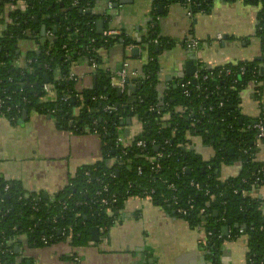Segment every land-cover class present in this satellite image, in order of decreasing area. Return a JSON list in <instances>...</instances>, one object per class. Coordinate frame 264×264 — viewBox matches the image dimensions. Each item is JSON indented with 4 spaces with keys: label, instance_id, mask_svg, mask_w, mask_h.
Masks as SVG:
<instances>
[{
    "label": "trees",
    "instance_id": "16d2710c",
    "mask_svg": "<svg viewBox=\"0 0 264 264\" xmlns=\"http://www.w3.org/2000/svg\"><path fill=\"white\" fill-rule=\"evenodd\" d=\"M16 1L20 0H0V16L12 21L0 36V92L21 103L22 111L34 110L54 117L61 126L69 127L75 133L97 131L106 146L101 145L99 161L79 167L68 184L53 195V202L44 199L37 204L38 211L32 209L34 195L26 197L27 192L20 184L0 177V192L5 185L9 187L2 195L1 207L8 209V213L3 218L0 215V250L5 249L2 243L6 240L22 235L27 237V243L18 240L16 243L26 249L45 247L39 240L42 236L48 238L47 246L65 240L72 249L92 245V229L108 230L128 198L150 196L152 203L182 219L190 228L203 230V249L208 258L214 259L212 264H218L221 244L238 238L240 230L247 237L246 263L264 264V202L256 195V191L264 187V162L255 159L257 132L249 128L258 120L264 123V113L250 120L240 111V94L250 84L256 83L255 99L262 96L264 78L258 75V62L240 61L213 69L199 64L197 79L193 80V75L176 79L160 94L157 88L158 56L162 51L172 50L176 41L160 37L154 27H149L140 43L147 58L140 68L139 83L127 82L124 92L118 96L117 90L110 86L109 74L96 73L94 87L78 93L79 98L65 101L67 95L77 94L75 83L61 80L68 74V64L84 60L89 45L95 51L108 50L115 42L112 38L96 35L95 23L99 16L92 10L97 1L79 0L77 7H71V0H24L28 4L24 13L5 12L6 5ZM182 1L156 0L155 5L180 6ZM194 1L199 5L192 7L194 14H207L215 0ZM242 1L260 8L257 36L263 39L264 0ZM42 26L51 31L56 27L55 41L40 35ZM120 38L125 45L136 44L124 33ZM91 40H94L93 44H90ZM27 41H33L36 50L26 52L25 65L15 67L14 62L20 61L18 50ZM93 56L101 65L99 55L94 52ZM241 68L245 70L243 75L239 73ZM227 70L229 75L224 74ZM207 72L211 76L204 80ZM55 73H59V79H55ZM218 74H221L220 78L216 77ZM45 75L49 80L47 84H52L56 90L57 101L54 103L40 101L39 85L46 84L43 81ZM186 81L190 84L181 87ZM185 90L187 95L183 93ZM22 95L27 98V103H22ZM219 104H223L222 107ZM109 105L115 110L105 111ZM15 113L13 109L3 117L15 125L20 116ZM128 118L138 124L139 132L131 137L127 147L116 148V128L122 126V119L127 126ZM104 129L107 135L103 139ZM191 137L199 138L212 150L213 156L205 160L190 150ZM138 140L145 142L144 151L136 148ZM124 150L126 154H122ZM156 153L162 154L158 171L146 159ZM236 162L238 174L221 180L220 168ZM86 172H89V178L85 177ZM192 181L200 185V191L191 186ZM103 185L108 186V195L114 194L117 199L110 213L101 207L102 196L96 194ZM242 190L246 195L242 196ZM173 198L182 207H186V201L191 199L193 210L187 215H178L171 204ZM64 204L67 205L65 210ZM227 221L231 225L224 237L222 228ZM61 231L65 232L63 236ZM3 257L4 264L17 263L15 254ZM18 264L27 263L21 260Z\"/></svg>",
    "mask_w": 264,
    "mask_h": 264
},
{
    "label": "crops",
    "instance_id": "0c3cea01",
    "mask_svg": "<svg viewBox=\"0 0 264 264\" xmlns=\"http://www.w3.org/2000/svg\"><path fill=\"white\" fill-rule=\"evenodd\" d=\"M117 1L98 0L93 7L92 13L104 21V29L124 33L128 39L134 42L139 39L141 43L149 27H154L160 37L176 41L172 50L162 51L158 56L160 94L185 75V63L192 49L195 50L196 67L200 64L213 69L257 58L264 62V38L257 36L259 7L247 5L242 0H215L209 13L189 18L178 4L158 9L161 5H155L156 0H130L114 7ZM5 18L0 16V36ZM192 41L196 43L195 48L190 46ZM134 46L129 49L119 43L108 50H98L101 68L116 73L126 63L129 70L140 72L147 56L137 42ZM134 49L138 50L137 55H133ZM34 50L33 41L22 43L18 50L20 66L26 64V52ZM68 74L76 78V93L94 87L95 75L84 60L71 65ZM59 78V73H55V79ZM255 87L250 84L240 95L241 114L250 120L264 113V90L257 100ZM21 115L22 112L18 121ZM129 132L131 137L137 134L138 124L131 122ZM189 149L205 160L213 156L212 150L197 137L190 138ZM100 158V139L87 130L75 133L61 126L54 117L34 110L27 113L22 125L18 122L11 125L0 116V177L20 184L27 195L47 193L53 196L68 184L79 167L95 164ZM255 159L264 162V143L257 146ZM238 171L237 162L230 167L222 166L220 179L234 177ZM256 195L264 202V187L256 191ZM204 240L202 229L190 228L185 221L150 199L131 197L113 218L108 230L100 227L98 240L92 245L72 249L65 240L49 249H34L32 255L29 252L33 249H25L22 257L32 264H200L206 255V264H212L203 249ZM246 253L245 235L233 241L225 240L221 244L218 264H246Z\"/></svg>",
    "mask_w": 264,
    "mask_h": 264
},
{
    "label": "built area",
    "instance_id": "2783aa9c",
    "mask_svg": "<svg viewBox=\"0 0 264 264\" xmlns=\"http://www.w3.org/2000/svg\"><path fill=\"white\" fill-rule=\"evenodd\" d=\"M98 1V0H96ZM79 5V0H71V7H77ZM180 6L186 11V15L189 18H192L195 14L192 10L193 6L199 7L198 4L195 3L194 0H184L182 1V3H180ZM108 7L111 8L112 7V3L109 1L108 3ZM28 8V4L26 1L24 0H20V1H16L15 3H8L5 7V12L7 13H12L14 11H20L22 13H24ZM83 12V11H82ZM201 12V10H200ZM12 24V21L9 18H5V25H2V29L3 32L5 31L6 27L8 25ZM102 38H112L115 40L114 45L117 44H122L125 45L123 43V40L119 37L121 36V32L115 31L113 29H109V28H105L102 31V34L100 35ZM44 37L51 39L52 37H54L53 32L51 31V29H46L44 31ZM119 39V41H117ZM94 40L90 41V44H93ZM190 46L194 47L196 46V43L194 41H192L190 43ZM127 47L129 49L134 48V45H127ZM65 48L63 47V50ZM86 51V58L84 59V61L88 64L89 68L93 71L94 75L96 73H101V72H107L109 74V79H110V86L114 89H116L117 91L119 90L121 92V94L124 92L125 88H126V83L129 81L135 82V83H139L140 82V74L137 71H131L128 68V65L126 63H123L121 69L116 72H109L105 69H102L101 66L97 63L96 58L93 56V53L96 52L98 54V51H95V48L92 47L91 45H89V47L87 48ZM19 52V51H18ZM29 63V62H27ZM76 62H70L69 68L71 65H74ZM14 66L15 67H20L19 65V61H15L14 62ZM256 70V69H255ZM208 72H211V70H206ZM207 72V73H208ZM245 72L244 68H241L239 70V73L241 75H243ZM198 71L194 72L192 79L195 80L198 78ZM225 75H229L230 71L227 70L224 73ZM211 76V73L205 74L203 76V79L206 80ZM217 78L221 77V74H218L216 76ZM61 80H66L69 82H76V78L73 74H67L66 77L61 78ZM190 84V81H186L184 84L181 85V87H186L187 85ZM256 84V83H253ZM39 89L41 92V102H48V103H54L57 101V94H56V90L54 88V86L52 84H42L39 85ZM18 92L21 94L23 92V89H19ZM185 95H187V91L185 90L183 92ZM80 96L77 94H75V96H72L71 94L67 95L66 97H64L65 101L68 100H72L73 98H79ZM100 99L104 100V97H100ZM22 103H27V98L25 96L22 95ZM223 104H219V107H222ZM16 111V115H20L22 112V108H21V103H16L14 101V99H12L10 96L5 95L2 91L0 92V116L3 117V114H8L11 113L12 110ZM105 111L107 112H112L115 110V107H113L112 105L106 106L104 108ZM14 119V118H12ZM71 122V121H70ZM95 123V122H94ZM249 128L254 129L257 133L255 135V139H256V145L258 146L262 140H264V123L261 120H258L256 122H254V124L251 126H249ZM128 130L129 132V126H124V119H122V126L116 128V137L114 138L115 140V147L118 148L119 146H123L124 148L127 147V145L129 144V141L131 140V136H130V132L128 136L124 135V131ZM93 135H96L99 139H100V134H98L97 131H95L93 133ZM107 135L105 129L104 132L101 134V136L103 137V139L105 138V136ZM101 142V141H100ZM154 143V142H153ZM102 146H106V142L102 141L101 142ZM136 148L140 149L141 151H144L146 144L144 141L142 140H138L135 143ZM146 152V151H145ZM122 154H126L125 150L122 151ZM162 158V154L161 153H156L153 157H146L147 161L150 163V165H152V167H154L155 171H158L160 169V165H159V160ZM138 174H141V170L138 169ZM85 177H90L89 172L85 173ZM191 186H194L195 189L197 190H201L200 185L197 183H194L193 181L190 183ZM129 187L131 186V184H128ZM170 189L174 190L173 186H169ZM8 185H5L2 188V192H0V215L1 217H5L8 213V209H3L1 207V204L3 203V194H6L8 192ZM151 193H153V190L150 191ZM234 193H237V190L234 191ZM98 196H102V198L99 200V204L101 205V207H104L106 209L107 212H110V208H112L116 202V196L114 194L108 195V186L107 185H103L101 187V190L97 191L96 193ZM107 194V195H105ZM206 194H208V192H206ZM242 196L246 195V192L244 190L241 191ZM146 199H150V196H146ZM44 200L42 196L40 195H34L33 199H31V201L34 203L32 205V209L34 211H38L39 207L37 206V204L41 201ZM47 200H50L49 202H53L54 201V197L53 196H48ZM172 206H174V211L178 214V215H187L188 212L193 210V204H192V200L188 199L186 201V207H182L179 206V203L173 198L171 201ZM63 210H65L67 208V205L64 204L62 206ZM240 235H244L243 231L240 230L239 231ZM60 234L63 236L65 234V232H60ZM208 235H210V233H208ZM0 237H2V234H0ZM16 240L23 242V244L27 243V237L25 235L19 236L16 239H8L6 240L5 243H2V245L5 247V249L0 250V264H4L5 260L4 257L6 254L7 255H13L15 254L16 257V264H18L21 260H26V263L29 264L30 261L26 258L22 257V253L23 251L26 249L23 247H20L17 243ZM40 242L43 243L45 245V247L48 245V238L45 236L40 237ZM15 247H18V252H15ZM72 260L76 261L77 259L75 257H72ZM248 264V263H246Z\"/></svg>",
    "mask_w": 264,
    "mask_h": 264
},
{
    "label": "water",
    "instance_id": "95a60500",
    "mask_svg": "<svg viewBox=\"0 0 264 264\" xmlns=\"http://www.w3.org/2000/svg\"><path fill=\"white\" fill-rule=\"evenodd\" d=\"M130 0H119L117 1L116 4H114V7H117L119 4H126L128 3ZM60 6L62 7V4H60ZM158 9H161V6L158 7ZM35 20H37V17H35ZM95 28H96V35L100 36L102 34V31L104 30V21L103 20H97L96 23H95ZM44 31H45V27H41L40 29V35L43 36L44 35ZM52 32L54 34V36L56 35V27H54L52 29ZM50 41H55V37L51 38ZM137 44L140 45V40L138 39L137 41ZM137 52L138 50L137 49H134L133 50V55H137ZM195 50L192 49V54L190 55V57L188 58V61L185 63V75H181L180 78L183 80L184 77H190L194 74V72L196 71L197 67L195 66L194 64V58H195ZM254 61L258 62V75L260 78H264V62H262L261 58H257V59H254ZM44 83H48L49 80L47 78V76L45 75L44 76V79H43ZM27 86H28V80L25 81ZM132 91H134V87H131L130 88ZM118 93V96H120L121 92L118 90L117 91ZM27 117V111L23 110L22 111V115H21V119L18 121V123L20 125H22V123L25 121ZM125 124L127 126H129L131 124V119L128 118L126 119L125 121ZM124 135L125 136H128L129 135V132L128 130H125L124 131ZM154 150H157V149H154ZM191 150V149H190ZM232 152V151H230ZM26 197H28V195H26ZM43 199H47L48 195L47 193H43ZM231 225V222L230 221H227L226 225L222 228V235L224 237L227 236V232H228V228L229 226ZM98 233H99V228L98 227H94L91 231V240L92 242H97L98 240ZM15 252L17 253L18 252V247H15ZM205 257L206 255H204L202 258H201V263L200 264H206V260H205ZM209 261L210 263H213L214 259L211 257L209 258Z\"/></svg>",
    "mask_w": 264,
    "mask_h": 264
},
{
    "label": "rangeland",
    "instance_id": "374dc122",
    "mask_svg": "<svg viewBox=\"0 0 264 264\" xmlns=\"http://www.w3.org/2000/svg\"><path fill=\"white\" fill-rule=\"evenodd\" d=\"M255 7V6H254ZM241 95V94H240ZM259 103H261V100L260 101H258ZM228 167H230V165L228 166ZM56 243H54V244H52V245H50V246H46V249H49V248H51L52 246H54ZM33 251V252H32ZM34 249L33 250H31V252H29L31 255H32V253H34Z\"/></svg>",
    "mask_w": 264,
    "mask_h": 264
}]
</instances>
